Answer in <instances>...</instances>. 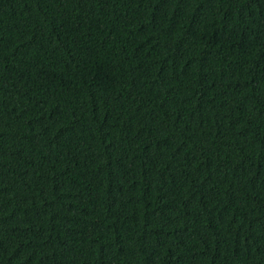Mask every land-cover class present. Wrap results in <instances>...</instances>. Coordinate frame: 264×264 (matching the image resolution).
I'll return each instance as SVG.
<instances>
[{"label": "trees", "instance_id": "1", "mask_svg": "<svg viewBox=\"0 0 264 264\" xmlns=\"http://www.w3.org/2000/svg\"><path fill=\"white\" fill-rule=\"evenodd\" d=\"M0 264H264V0H0Z\"/></svg>", "mask_w": 264, "mask_h": 264}]
</instances>
